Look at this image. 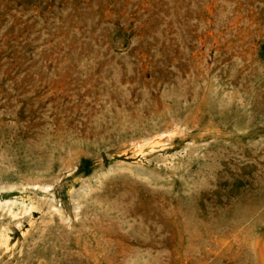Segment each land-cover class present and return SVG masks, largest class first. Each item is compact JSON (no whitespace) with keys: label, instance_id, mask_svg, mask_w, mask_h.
Wrapping results in <instances>:
<instances>
[{"label":"rangeland","instance_id":"1","mask_svg":"<svg viewBox=\"0 0 264 264\" xmlns=\"http://www.w3.org/2000/svg\"><path fill=\"white\" fill-rule=\"evenodd\" d=\"M0 264H264V0H0Z\"/></svg>","mask_w":264,"mask_h":264}]
</instances>
